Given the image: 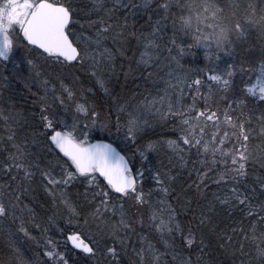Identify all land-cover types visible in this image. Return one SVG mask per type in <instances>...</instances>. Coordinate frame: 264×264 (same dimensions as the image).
<instances>
[{"label": "snow or ice", "instance_id": "obj_1", "mask_svg": "<svg viewBox=\"0 0 264 264\" xmlns=\"http://www.w3.org/2000/svg\"><path fill=\"white\" fill-rule=\"evenodd\" d=\"M129 251L264 264V0H0V264Z\"/></svg>", "mask_w": 264, "mask_h": 264}, {"label": "trees", "instance_id": "obj_2", "mask_svg": "<svg viewBox=\"0 0 264 264\" xmlns=\"http://www.w3.org/2000/svg\"><path fill=\"white\" fill-rule=\"evenodd\" d=\"M229 1L239 2L240 0H223V2H229ZM243 1H244L243 3L248 2V0H243ZM187 59L191 60V59H193V57L189 56V57H187ZM5 95H7V92L5 93ZM16 98H17V101L20 100L19 94L16 95ZM28 103H30V101ZM28 103L21 102L20 107H27ZM3 106L6 107V105H3ZM161 159H163L164 162L167 163V159L163 155H161ZM48 214H50V212ZM221 259H225V264H230V259H226L224 257H221ZM134 260H135V258L133 256V254L131 253V251H129V255L127 257H125L126 264H134Z\"/></svg>", "mask_w": 264, "mask_h": 264}, {"label": "rangeland", "instance_id": "obj_3", "mask_svg": "<svg viewBox=\"0 0 264 264\" xmlns=\"http://www.w3.org/2000/svg\"><path fill=\"white\" fill-rule=\"evenodd\" d=\"M229 2H233V1H229ZM239 2L243 4L244 1L243 0H240Z\"/></svg>", "mask_w": 264, "mask_h": 264}]
</instances>
